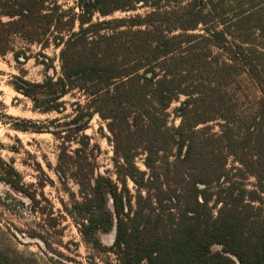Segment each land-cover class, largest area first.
<instances>
[{"label": "trees", "instance_id": "16d2710c", "mask_svg": "<svg viewBox=\"0 0 264 264\" xmlns=\"http://www.w3.org/2000/svg\"><path fill=\"white\" fill-rule=\"evenodd\" d=\"M140 5L145 15L92 22L96 13ZM79 7L76 16L47 0H0V55L10 51V36L41 45L58 35L60 75L15 89L42 114H63V98L83 95L68 122L51 120L46 131L60 142V182L79 187L69 214L84 240L112 253L114 264H264V0H80ZM176 102L177 127L169 122ZM95 116L110 134L116 180L97 172L85 133ZM3 181L29 195L12 168ZM112 232L113 245L104 247L101 237ZM0 264L22 262L0 250Z\"/></svg>", "mask_w": 264, "mask_h": 264}, {"label": "rangeland", "instance_id": "374dc122", "mask_svg": "<svg viewBox=\"0 0 264 264\" xmlns=\"http://www.w3.org/2000/svg\"><path fill=\"white\" fill-rule=\"evenodd\" d=\"M47 1L50 7L58 6L63 12L71 11V15L82 14L80 0ZM148 10L140 5L137 11H116L107 17L96 13L92 22L145 15ZM7 21L3 18L2 22ZM80 27V22L76 20L72 33L78 32ZM69 35L67 31L62 33L65 39ZM56 36V32L50 33L41 39V45L30 43L19 35L10 36V51L0 55V250L18 256L22 264H114L112 253L96 249L84 240L77 221L69 214L72 202L81 198L79 187L72 180L67 184L60 182L55 170L60 142L46 131L55 127L49 125L51 120L59 118L61 123L68 122L73 114L71 104L78 101L84 103L83 95L74 92L63 98L67 108L63 114H42L35 110L31 99L15 89L18 85L42 83L47 76L57 78L60 75L61 48L55 45ZM46 42L49 45L43 48ZM244 92L246 99L251 101L252 87L247 86ZM178 106L176 102L169 109L170 126L180 124L174 114ZM36 127L45 130L35 133L33 130ZM18 128H27L28 131ZM85 133L91 138L97 172L116 180L113 146L105 122L95 116ZM77 146L74 142L71 150ZM136 163L141 170H145L143 157L137 158ZM229 165H232L231 161ZM10 168L19 174L28 196L3 181L5 170ZM254 182L250 179L248 187L251 188ZM128 187L134 192V184L130 180ZM29 196L35 197V200ZM114 240V232L101 237L104 247L112 246ZM219 249L214 247V250Z\"/></svg>", "mask_w": 264, "mask_h": 264}]
</instances>
